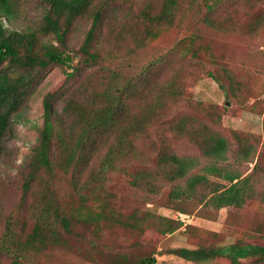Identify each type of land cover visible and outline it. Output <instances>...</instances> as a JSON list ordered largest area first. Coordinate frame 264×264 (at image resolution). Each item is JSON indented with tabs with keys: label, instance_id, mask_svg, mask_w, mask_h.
I'll use <instances>...</instances> for the list:
<instances>
[{
	"label": "rangeland",
	"instance_id": "obj_1",
	"mask_svg": "<svg viewBox=\"0 0 264 264\" xmlns=\"http://www.w3.org/2000/svg\"><path fill=\"white\" fill-rule=\"evenodd\" d=\"M203 1L205 0H180L175 19L163 24L155 39L145 41L141 48L134 46V40L144 34L143 25L137 19L138 9L145 3H154L155 7L159 8L161 0H129L127 3L116 1V6H108L107 19L102 21L100 32L96 34L101 55L109 51L112 54L117 47L114 45L117 41L122 45L118 51H121L120 54L126 46L133 59L141 64L150 63L159 56H166L163 64L158 65V74L155 77L160 86L165 85V81L170 77L192 80L187 84L191 88L187 100L174 106L171 100H166L161 108L162 113L153 110V100H149L150 97L138 98L130 104V110L136 114L135 117L142 122H148L140 134H136L133 142V149L138 154L135 158H139L141 162L132 158L123 164L130 173L137 167L153 169L161 151L160 144L165 147L167 144L174 154L192 160L194 166L188 170L186 176L200 175L204 179L200 184L194 185L180 201L188 215L163 206L155 208L151 202L144 203V207L149 209L150 215L153 216L152 218L149 215L144 220L154 226L160 221V215L181 220L182 225L162 234L158 233L157 228L151 231L152 234L148 238L141 236L139 239L107 218L90 220V214L99 209L105 201L111 202L113 206L117 204L123 213L126 208L136 206V194L129 190L128 180L120 171L107 174L105 183L98 191L102 198L100 201L96 200L91 192L88 193L83 206L77 207L81 213V223L69 222V232L63 230L62 224L50 212L39 217L41 201L37 198L36 203L34 200V193L37 191L44 192L43 199L48 194H54L57 198L58 193H61L64 198L70 200L59 207V213L64 217L75 213L74 204H80L78 195L67 184L61 188L58 186L55 191L53 186L43 189L35 181L30 182L28 189L22 185V179L28 172L24 162L31 156V148L37 144L35 138L42 121L43 95L60 86L66 91L76 90L81 79L95 84L100 74L99 62L73 71L71 67L48 65L42 70L40 79L22 105L21 115L24 121L20 119L11 123L10 132L13 137L5 134L0 149V236L7 225L12 229L18 246L26 238L32 223L42 218L44 223L55 229L61 242L59 245L37 248L35 245L36 249L33 246L27 249L23 253L28 264H111L115 254L127 256L131 262L144 256H153V264H193L168 253L172 249L193 246L183 234L184 225L191 223L219 231L221 236L216 243L214 241L216 245H227L235 242L237 238L251 244L264 243V223L263 220L257 219L264 214V111L258 112V98L256 99L257 95L261 100L263 97L260 89L264 86V74L256 69L261 68L264 72V25L258 30H249V25L262 15L264 3L263 0H223L212 14L214 20L221 24L222 29L219 30L200 22ZM16 2V17L8 24L9 27L23 28L25 25L39 23L44 8L41 0ZM88 25V20L82 21L76 29L72 27L66 36L65 45L71 65L82 57L78 47ZM47 37L51 39V35ZM189 38L195 39V73L185 72L182 64L187 63L179 58L180 54H189ZM213 58H216V61ZM224 71L230 76L234 87L229 85V80L223 75ZM70 72L72 75L69 76ZM211 75H214L218 82L213 80ZM223 89H232L233 93L235 92L233 97L226 99ZM54 100V107L60 112L64 100L62 97H56ZM247 105L254 106L255 110H250ZM222 106L228 107V110L223 111ZM67 121L71 124L72 119L68 118ZM179 123L185 128H181ZM74 129L72 132L78 130ZM210 133H217L226 139L224 160L217 161L203 155V142L209 140ZM249 148L253 153H250ZM103 150L104 148L92 151L89 166L97 162ZM243 151H248L253 156L250 161H246L248 156L242 154ZM51 152L52 158L57 161L54 147H51ZM211 165L223 168L221 172H237L240 177L249 175V185L246 186L251 192L247 187L243 190V193L249 196L244 198L241 210L247 221L246 216L250 217L248 226L259 227L256 233L258 235L246 232V236H243L234 231L223 233L225 231H222V223L227 214L226 208L215 211L211 205H208V208L203 206L212 188L226 187L229 184L221 174L215 175L204 169ZM254 165L256 169H252ZM57 172L58 175H63L62 170L57 169ZM162 180L158 176L159 184ZM177 185L183 187L184 181H178ZM199 211L210 216L212 220L199 218ZM241 219L242 215H239L233 220L241 222ZM3 258L2 264L12 261V255ZM253 260L252 255L244 256L238 259V264H254ZM210 264L224 263L223 259H215ZM259 264H264V261Z\"/></svg>",
	"mask_w": 264,
	"mask_h": 264
},
{
	"label": "trees",
	"instance_id": "obj_2",
	"mask_svg": "<svg viewBox=\"0 0 264 264\" xmlns=\"http://www.w3.org/2000/svg\"><path fill=\"white\" fill-rule=\"evenodd\" d=\"M41 1L44 8L39 23L25 25L23 28H12L8 24L16 17L17 2L16 0H0V149L5 134L13 137L10 132L11 123L20 119L24 121L21 115L22 105L40 79L44 68L48 65H56L71 67L73 71L99 62L100 74L95 84L81 79L76 90L66 91L60 86L43 95L42 121L35 138L37 144L31 148V156L24 162L28 172L22 179V185L28 189L30 182L35 181L43 189L53 186L55 191L58 186L61 188L67 184L78 195L80 204H74L75 213L64 217L60 215L59 207L70 200L64 198L61 193H58L57 198L54 194H48L43 199L44 192L37 191L34 193V200L36 202L38 198V201H41L39 217L50 212L62 224L63 230L69 232V222L81 223V213L77 207L83 206L82 203L85 202L88 193L91 192L93 197L100 201L102 198L98 191L105 183L107 174L120 171L128 180L129 190L136 194V206L126 208V212L123 213L118 209L117 204L113 206L111 202L105 201L99 209L90 214V217L88 216L90 220L107 218L139 239L141 236L148 238L152 234L151 231L157 228L158 233L162 234L181 226V220L170 219L167 216L166 218L162 215L158 216L160 221L155 226L144 220L150 215L144 203L151 202L155 208L163 206L188 215L180 201L194 185L200 184L204 179L200 175L186 176L188 170L194 166L192 160L174 154L167 144L166 147L160 144L161 151L157 155V164L153 169L137 167L130 173L123 164L132 158L141 162L139 158H135L138 154L133 149V142L136 134L139 135L148 122H142L141 119L136 118V114L130 110V104L138 98L150 97L149 100H153V110L162 113L161 108L166 100H171L172 106L187 100L191 89L187 84H190L192 80L184 79V81L178 77H170L165 81V85L160 86L155 77L158 74V65L163 64L166 56H159L150 63L141 64L133 59L126 46L120 54L121 51H118L122 45L117 41L114 43L117 47L112 54L110 51L105 55L100 54L96 34L100 32L102 21L107 19L108 6H116V1L127 3L129 0ZM222 1H203V12L199 19L203 25L222 29L220 22L214 20L212 15L216 6ZM178 4L180 5V0H161L159 8H156L154 3L143 4L138 9L137 19L143 25L144 34L136 41L134 40V46L141 48L145 41L155 39L161 26L175 19ZM261 14L249 25L250 31L258 30L264 25V4ZM85 20H88L89 25L78 47L82 57L71 65V58L65 45L66 36L72 27L76 29ZM48 35H51V39L47 37ZM194 40L189 38L188 43L186 41L190 45L187 48L189 54L179 56L187 63L182 64L185 72L195 73L196 71L194 59L197 58V52L193 47ZM213 60L216 61V58ZM256 70L264 74L263 69L257 67ZM249 71L252 72V70ZM224 72L223 75L232 87L230 76L226 71ZM68 75H72V72ZM211 78L217 81L214 75H211ZM223 91L226 99H231L235 93L232 89H223ZM260 93L263 94L262 100L258 95L256 97L258 112L264 111V86L260 89ZM56 97H62L64 100L60 112L54 107ZM222 107L223 111L228 110V107ZM246 107L252 111L255 110L254 106ZM68 118L72 119L71 124L68 123ZM181 126L185 128L182 124ZM74 128L78 130L72 132ZM225 146H227L225 138L217 133H210L209 140L203 142L202 153L217 161L224 160ZM51 147L56 149L57 161L52 158ZM102 148L104 150L101 157L89 166L92 151ZM249 151L253 153L251 148ZM242 154L248 156L246 161H250L253 157L248 151H243ZM53 157L56 156L53 155ZM57 169L62 170V176L58 175ZM204 169L215 175L221 174L229 182L226 187L212 188L211 194L203 204L205 208H208V205L213 206L215 211L226 208L227 214L222 223V231H225L223 233L234 231L243 236H246V232L258 235L256 233L259 227L248 226L250 217L246 216L247 221L241 210L244 198L249 196L243 193L246 185H249V175L240 177L237 172H221L223 168L216 165L207 166ZM252 169H256L255 165ZM158 176L163 179L160 184ZM180 180L184 181L183 187L177 185ZM247 189L250 191L249 187ZM198 214L199 218L212 220L202 211ZM239 215H242L241 222L233 220ZM150 216L153 218L152 214ZM257 219L263 220L264 223V214ZM183 234L187 242L193 246L172 249L168 252L170 256H177L193 264H210L215 259H223L224 264H238L239 258L248 255L254 257V264L264 261V243L251 244L237 238L233 243L216 245V241L221 236L219 231L193 223L184 225ZM57 236L58 234L50 224L38 218L32 223L24 241L17 246L12 229L5 225L0 236V264L3 262V257L8 255H12V261L7 264H28L24 258V251L32 246L36 249L59 245L61 242ZM18 250H22L21 253H15ZM128 259L127 256L115 254L111 264H153L155 262L153 256L131 259L134 262Z\"/></svg>",
	"mask_w": 264,
	"mask_h": 264
},
{
	"label": "clouds",
	"instance_id": "obj_3",
	"mask_svg": "<svg viewBox=\"0 0 264 264\" xmlns=\"http://www.w3.org/2000/svg\"><path fill=\"white\" fill-rule=\"evenodd\" d=\"M177 215H181V214L177 213ZM180 219H182V217Z\"/></svg>",
	"mask_w": 264,
	"mask_h": 264
},
{
	"label": "water",
	"instance_id": "obj_4",
	"mask_svg": "<svg viewBox=\"0 0 264 264\" xmlns=\"http://www.w3.org/2000/svg\"><path fill=\"white\" fill-rule=\"evenodd\" d=\"M226 104H228V102L226 101Z\"/></svg>",
	"mask_w": 264,
	"mask_h": 264
}]
</instances>
